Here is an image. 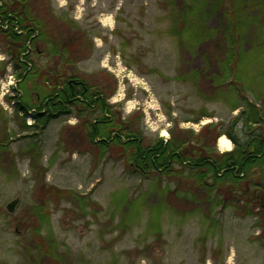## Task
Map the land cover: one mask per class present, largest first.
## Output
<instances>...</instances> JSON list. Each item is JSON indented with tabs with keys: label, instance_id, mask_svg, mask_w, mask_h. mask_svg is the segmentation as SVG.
Segmentation results:
<instances>
[{
	"label": "rangeland",
	"instance_id": "1",
	"mask_svg": "<svg viewBox=\"0 0 264 264\" xmlns=\"http://www.w3.org/2000/svg\"><path fill=\"white\" fill-rule=\"evenodd\" d=\"M24 1L42 32L32 47L37 50L30 49L34 64L49 76L74 75L102 88L112 106L105 129L131 126L150 144L168 140L176 123L199 132L212 122L216 130L205 136L212 140L220 131L231 141L226 149L217 138L222 153L238 146L228 132L240 144L260 127L239 115L246 109L244 92L190 76L203 61L182 58L174 35L176 0ZM218 24L217 18L209 22ZM14 46L0 25V138H9L0 145V264H264V191L254 186L260 181L253 171L241 182L249 183V200L255 204L258 194L263 206H247L244 190L230 181L207 178V187L200 186L183 165L141 175L120 147L89 139L102 120L95 106L74 108L44 129L26 128L25 114L13 104L19 99L8 98L27 94L11 83L18 82ZM255 83L264 107V78ZM44 93L38 86L32 95ZM204 112L211 117L196 122ZM15 198L20 201L10 212L6 206Z\"/></svg>",
	"mask_w": 264,
	"mask_h": 264
},
{
	"label": "trees",
	"instance_id": "2",
	"mask_svg": "<svg viewBox=\"0 0 264 264\" xmlns=\"http://www.w3.org/2000/svg\"><path fill=\"white\" fill-rule=\"evenodd\" d=\"M26 4L24 0H13L12 4L6 2L0 6V25L2 27L1 22L9 24V29L2 28L9 33L11 43L15 44L12 54L13 67L20 80L18 86L27 93L26 99L20 96L8 98L10 101L19 99L15 101L14 108L18 114H25L26 128L41 125L44 129L52 119L71 115L74 108L81 106L83 108L80 109L84 110L95 106L102 112V120L98 125L93 124L89 139L102 147H108V143L120 147L121 156L141 175L153 172L169 174L173 165H183L193 172L200 186L207 187V178L212 179L214 184L230 181L244 190L242 194L251 200L248 181H241L253 171L252 174L260 181L254 186L264 191V107L257 102L260 100L257 97L260 96L259 90L253 87L256 79L264 78V0H176L172 6L174 35L179 39L182 58L203 61L190 76L195 79L201 75L207 77L217 87L232 94L244 92L246 109L239 115L244 116L246 125L260 124L257 129H250V138L240 144L236 136L228 132L227 135L238 146L222 153L215 148V142L222 133L218 131L212 140L205 136V132L215 129L212 122L205 124L199 132L178 128L176 123L174 128L169 129L171 137L168 140L160 138L150 144H145L141 134L131 126L112 125L105 129L102 124L108 123L107 114L112 112V106L107 103L108 95L102 88L93 87L74 75L63 80L55 71L49 76L34 64L31 51L37 50L32 47L36 46L42 32L29 17ZM214 18L219 20V24L210 27L209 22ZM16 25L21 32L15 30ZM76 39L72 40L76 42ZM43 43L47 44L46 41ZM213 65L217 72L213 71ZM186 75L180 78L186 79ZM38 86L46 93L34 98L32 92ZM249 92L254 93L256 99H251L247 94ZM32 109H35L34 124H27L26 116ZM203 117L211 115L204 112L195 119L196 122ZM8 139L7 136L1 137L0 145L4 146ZM57 192L62 194L63 191ZM255 199V204L249 200L247 206H263L262 196L257 194ZM48 216L40 211L41 220H47Z\"/></svg>",
	"mask_w": 264,
	"mask_h": 264
},
{
	"label": "bare ground",
	"instance_id": "3",
	"mask_svg": "<svg viewBox=\"0 0 264 264\" xmlns=\"http://www.w3.org/2000/svg\"><path fill=\"white\" fill-rule=\"evenodd\" d=\"M219 146L222 148L230 149L231 141L226 136L223 135L219 138Z\"/></svg>",
	"mask_w": 264,
	"mask_h": 264
},
{
	"label": "water",
	"instance_id": "4",
	"mask_svg": "<svg viewBox=\"0 0 264 264\" xmlns=\"http://www.w3.org/2000/svg\"><path fill=\"white\" fill-rule=\"evenodd\" d=\"M19 201H20L19 198H15V199H13L12 201H10V202L7 204V206H6L7 210L10 211V212H13V211L15 210L17 204L19 203Z\"/></svg>",
	"mask_w": 264,
	"mask_h": 264
},
{
	"label": "flooded vegetation",
	"instance_id": "5",
	"mask_svg": "<svg viewBox=\"0 0 264 264\" xmlns=\"http://www.w3.org/2000/svg\"><path fill=\"white\" fill-rule=\"evenodd\" d=\"M60 89H64V87H60Z\"/></svg>",
	"mask_w": 264,
	"mask_h": 264
},
{
	"label": "built area",
	"instance_id": "6",
	"mask_svg": "<svg viewBox=\"0 0 264 264\" xmlns=\"http://www.w3.org/2000/svg\"><path fill=\"white\" fill-rule=\"evenodd\" d=\"M11 83H14V81L12 80V82Z\"/></svg>",
	"mask_w": 264,
	"mask_h": 264
}]
</instances>
